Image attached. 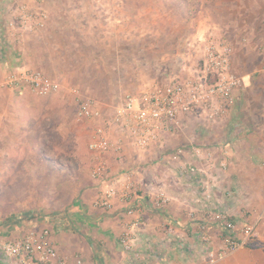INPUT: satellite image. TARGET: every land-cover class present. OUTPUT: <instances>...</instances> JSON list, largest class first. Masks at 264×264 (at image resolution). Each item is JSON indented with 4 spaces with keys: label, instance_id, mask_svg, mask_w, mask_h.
Returning <instances> with one entry per match:
<instances>
[{
    "label": "rangeland",
    "instance_id": "1",
    "mask_svg": "<svg viewBox=\"0 0 264 264\" xmlns=\"http://www.w3.org/2000/svg\"><path fill=\"white\" fill-rule=\"evenodd\" d=\"M15 1L27 4L35 13H46L47 19L43 27L20 42L8 47L0 43V53L4 54L2 65L9 66V72H17V68L39 71L59 80L62 87L48 97L39 96L25 86V93L34 94L21 100L25 107L20 110L27 116L21 120L18 109L16 113L17 98L0 91V109L2 103L4 110L14 103L11 109L8 107L11 117L7 124L12 127L17 119L22 127L23 121L27 120L28 124L36 113L34 127L41 128L47 144L0 146V219L16 215L44 217L46 226L59 228L66 240H73L69 253L75 252L78 243L84 240L89 225L95 226L98 233L103 230L97 219L88 220L86 212L74 216L70 210L74 205L84 204L83 192L96 182L91 177L95 156L89 150L94 130L114 115L127 96L152 90L176 75H186L198 61L201 48L211 39L223 40L230 47L236 75H250L241 78L244 86L250 84V79L258 86L264 82V0ZM1 2L6 5L9 0ZM2 17L0 30L3 31ZM63 25L68 26L69 35ZM88 99L97 102L103 121L78 118L82 100ZM235 114L226 121L228 124L236 118ZM195 124L191 126L194 129L190 128L192 132L195 130L193 146H233L237 141L227 125L226 131H218L220 126L198 121ZM183 145L182 140L169 148L177 150ZM127 149L144 155L149 152L141 153L128 145L117 155ZM162 150L155 157L157 161L146 166V176H175L180 170L178 164L170 166L160 161L172 151ZM165 180L170 182L171 177ZM185 189L189 193L194 188ZM158 190L161 189L155 192ZM86 197L89 208L94 209L96 198L88 193ZM53 201L57 204L51 208ZM154 202H157L156 194ZM218 235L223 245L222 235Z\"/></svg>",
    "mask_w": 264,
    "mask_h": 264
},
{
    "label": "crops",
    "instance_id": "2",
    "mask_svg": "<svg viewBox=\"0 0 264 264\" xmlns=\"http://www.w3.org/2000/svg\"><path fill=\"white\" fill-rule=\"evenodd\" d=\"M1 1L0 17L4 15L6 6L2 5ZM67 23L64 22V24ZM63 27L69 35L68 26L63 25ZM61 29L63 31V28ZM1 34L2 32H0V37ZM63 48L67 50L66 45ZM0 55H2L0 57V91L5 90L12 94L14 98H17L19 105H16V113L18 109L20 112L19 119L21 120L22 117H27L23 116L25 112L20 110L25 107V104L22 105L21 100H27L29 94L33 92L25 93L26 88L12 90L2 86L11 72L8 70L9 66L5 67L4 63L2 65L4 54L0 53ZM23 70L17 68L15 71L22 72ZM238 76L243 78L250 75L238 74ZM52 79L56 82L59 81ZM62 82V84H65V79ZM254 83L250 79V84L247 87L243 84V90H240L237 94L238 100L231 111L232 115L229 114L228 118L221 119L216 125L209 124L212 127L220 126L218 131H226V125L230 128L229 131L233 130V133L237 136L234 145L226 144V146L205 148L213 153L216 165L220 162H226L228 165L226 171L222 173L220 171L219 178L214 183L213 206L224 211L233 220L237 221L239 226L252 225L254 227L255 237L250 242L251 247L240 248L225 258L209 263L211 253L217 254L221 249L222 239L218 235L221 234V231L218 227H212L209 242H204L198 233L197 227L190 222L189 212L198 209L199 199L198 189L193 185L192 180L185 177L179 169L175 176H170V174H167V176L166 174L146 176V166L150 167L154 161H157L158 158L155 157L160 151L164 152L162 149H171L172 151L167 152L168 154L160 161L173 166L174 163L178 164L170 157L176 147L169 148L172 147L170 145L182 140L185 145L179 147L194 145L195 130L192 132L190 128L194 129L195 126L192 124H195L196 120L191 118L189 122L187 119L184 121L181 129L183 130L182 133H179L181 132L179 130L175 136L165 138L161 145L155 146L145 155L127 149L126 152L124 150L123 156H119L114 152L106 157L111 176L121 178L122 181H130L134 186L133 189L138 191L142 198L140 204L144 207L142 212L143 225L136 240L138 258L134 257L133 254L124 252L119 244L125 222L131 219L130 216L126 215V202L121 198H117L113 200L112 206L108 210L95 205L94 209L89 208L86 202L89 197H86V195L87 193L91 194L92 198H96L97 201L101 189V183L99 182H93L91 189L83 192L84 204L74 205L70 211L75 213L74 216H79V213L83 211L86 212V215L89 216L88 220L97 219L96 222L102 226L103 230L98 233L95 231V226L89 225L84 240L78 243L75 252L70 251L69 253L72 245L71 241L73 240H66L59 228H52L53 240L58 253L70 259L80 257L83 259L84 264H264V103H262L264 99V82L260 86ZM256 93L260 95H254ZM249 103H252V108L248 106ZM11 104L14 103H9L7 109L8 107L11 109ZM3 106L2 103L0 109V146L47 145L43 141L44 135L41 128L34 127V121L37 119L36 113L32 114L34 119L28 120L29 126L27 120H25L23 121L24 126L21 127V123H18L20 124L18 125L16 119L12 122L13 126L11 127L10 124H7L11 114L9 109H6V111ZM247 108L251 112L248 113ZM234 113H236V118L228 124L226 121L232 118ZM192 120L195 121L192 123ZM30 124L32 125L30 126ZM198 135L199 138H202L201 132ZM186 157L190 159V156H185L184 160ZM169 177H171L170 182L165 180ZM176 184L177 186H175ZM185 187L194 189L188 193ZM157 189L166 191L172 199V202L162 209H157L155 206L157 203L154 202V198ZM85 203L87 206H85ZM56 204L54 201L51 202V208L55 207ZM29 222L28 217L19 215L4 220L0 219V264H13L5 258L2 246L9 240L24 236L31 227H29ZM44 226L46 224L39 225V228ZM238 236L240 237L241 233H238ZM82 243L83 247H80Z\"/></svg>",
    "mask_w": 264,
    "mask_h": 264
},
{
    "label": "built area",
    "instance_id": "3",
    "mask_svg": "<svg viewBox=\"0 0 264 264\" xmlns=\"http://www.w3.org/2000/svg\"><path fill=\"white\" fill-rule=\"evenodd\" d=\"M47 15L35 13L27 4L9 0L5 6L4 29L0 43L5 47L20 42L27 35L44 26ZM184 70V69H183ZM186 75H176L165 84L129 95L115 109L114 115L97 126L89 142V150L95 156L91 177L101 183L96 207L108 210L114 199L121 198L127 204L125 228L119 239L124 252H136V240L143 225L140 194L130 181L113 178L106 157L121 153L124 146L146 153L159 146L165 138L175 136L184 121L195 119L203 124L216 125L229 116L236 106L238 92L243 88L242 79L236 75L231 62V49L223 40L211 39L201 48L196 64L190 66ZM3 87L17 90L28 86L39 96L58 92L62 85L51 77L34 70L11 72ZM78 118L86 121L103 119L101 108L91 99L82 100ZM187 117V118H186ZM103 121V120H102ZM185 156H190V159ZM172 160L181 166L180 172L197 187L198 209L189 212L193 223L204 242L210 240V230L218 227L223 245L217 254L211 253L209 263H214L236 250L247 247L255 237L252 225H238L224 211L214 208V183L226 171V162L218 165L213 153L198 146H184L175 150ZM218 168V169H217ZM157 205L162 209L172 202L166 191H156ZM30 229L24 236L5 242L2 252L13 264H84L82 258L70 259L61 256L53 240V231L44 217H30ZM241 233V236H238Z\"/></svg>",
    "mask_w": 264,
    "mask_h": 264
},
{
    "label": "trees",
    "instance_id": "4",
    "mask_svg": "<svg viewBox=\"0 0 264 264\" xmlns=\"http://www.w3.org/2000/svg\"><path fill=\"white\" fill-rule=\"evenodd\" d=\"M252 245H251V243L248 245V247H251Z\"/></svg>",
    "mask_w": 264,
    "mask_h": 264
}]
</instances>
